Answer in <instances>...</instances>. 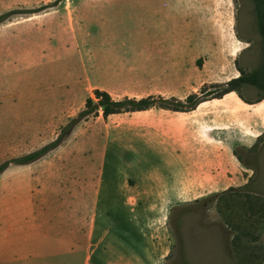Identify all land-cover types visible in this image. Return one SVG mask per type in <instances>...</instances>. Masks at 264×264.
I'll return each mask as SVG.
<instances>
[{
	"label": "crops",
	"instance_id": "obj_1",
	"mask_svg": "<svg viewBox=\"0 0 264 264\" xmlns=\"http://www.w3.org/2000/svg\"><path fill=\"white\" fill-rule=\"evenodd\" d=\"M55 2L0 0V16ZM213 2L62 0L1 24L0 165L54 142L96 90L186 103L204 84ZM234 94L181 111L100 110L40 160L10 165L0 264H242L233 250L250 249L252 227L194 210L264 186L251 162L264 107ZM194 235L210 254L194 253Z\"/></svg>",
	"mask_w": 264,
	"mask_h": 264
},
{
	"label": "rangeland",
	"instance_id": "obj_2",
	"mask_svg": "<svg viewBox=\"0 0 264 264\" xmlns=\"http://www.w3.org/2000/svg\"><path fill=\"white\" fill-rule=\"evenodd\" d=\"M19 15L24 14L15 16ZM260 28L262 26L258 11L252 0H214L210 10L209 27L211 53L203 73L195 75V87L201 83L204 84L198 89V93L193 95H197L201 99L212 98L221 93L222 88H209L210 85L225 84L232 79L239 78L242 75L240 69L244 74L249 75L264 68L261 65L263 44ZM234 96L248 103H262L260 107H264V91L257 87L245 85L235 92ZM112 146L110 164H112L116 151L115 146H117L114 140ZM252 152L251 162L257 168V182L264 183V136L259 139ZM255 200L257 207L260 202L264 201V186L259 187L252 194L248 193L247 190L235 194L231 193L218 202L213 198L194 206L195 211L205 209L207 206L215 208L227 225L233 229L237 226L245 229L252 227V237L249 239L250 249L233 250V256L238 254L243 258L242 264H250V256L251 264H264V218L259 214H254L255 216L251 217L250 211V206ZM193 241L195 254L203 252L207 256L211 253L205 249L207 248L205 246L206 240L202 241L198 239V235H194Z\"/></svg>",
	"mask_w": 264,
	"mask_h": 264
},
{
	"label": "trees",
	"instance_id": "obj_3",
	"mask_svg": "<svg viewBox=\"0 0 264 264\" xmlns=\"http://www.w3.org/2000/svg\"><path fill=\"white\" fill-rule=\"evenodd\" d=\"M258 11V17L260 20V24L262 26V32L264 34V0H252ZM59 1H56L52 5L43 6L38 9H31V10H12L0 16V25L4 22L8 21L15 15L18 14H38L41 13L49 8H52L58 4ZM242 75L237 79H232L231 81L225 84H214L210 85L209 88L217 89L222 88L221 93L218 95H214L212 98H222L228 93L237 92L245 85H251L257 87L258 89L264 91V78L262 79L257 75L256 72L246 75L243 71L239 70ZM95 97H90L87 100L86 108L82 111L78 117L72 119L67 126H65L58 136V138L50 143L49 145L43 147L42 149L33 152L31 154L25 155L23 157H19L16 159H12L0 165V177L3 172L12 164L15 165H26L36 162L43 158L45 155L50 153L51 151L55 150L59 147L65 139L71 135L74 128L79 124L81 121L88 119L89 117L96 116L100 110H103V114L105 117H108L112 114H121V113H129V112H140L144 110L151 109L153 107H160L165 109H170L173 111H181L189 108H195L196 105L199 103L201 98L197 95H191L188 97L186 103L181 101H177L176 99L165 100L162 97H148L144 99H130L125 98L123 100H114L110 94L107 92H103L100 90H96L94 92ZM212 95V94H211ZM258 200V199H256ZM256 200L251 204L250 208L251 211L256 212L255 214H259L262 218H264V201L260 202L257 205Z\"/></svg>",
	"mask_w": 264,
	"mask_h": 264
},
{
	"label": "flooded vegetation",
	"instance_id": "obj_4",
	"mask_svg": "<svg viewBox=\"0 0 264 264\" xmlns=\"http://www.w3.org/2000/svg\"><path fill=\"white\" fill-rule=\"evenodd\" d=\"M260 36H261V42L263 44V51H262V57H261V65L264 67V34L262 32V28H260ZM254 73V72H253ZM257 75H259V77H261L262 79L264 78V68H262L259 71H256Z\"/></svg>",
	"mask_w": 264,
	"mask_h": 264
}]
</instances>
